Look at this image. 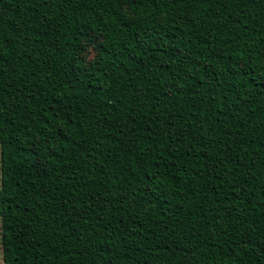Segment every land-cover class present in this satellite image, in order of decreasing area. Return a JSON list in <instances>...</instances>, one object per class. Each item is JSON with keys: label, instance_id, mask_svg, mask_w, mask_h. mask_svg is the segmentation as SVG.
<instances>
[{"label": "trees", "instance_id": "16d2710c", "mask_svg": "<svg viewBox=\"0 0 264 264\" xmlns=\"http://www.w3.org/2000/svg\"><path fill=\"white\" fill-rule=\"evenodd\" d=\"M0 173L2 264H264V0H0Z\"/></svg>", "mask_w": 264, "mask_h": 264}, {"label": "rangeland", "instance_id": "374dc122", "mask_svg": "<svg viewBox=\"0 0 264 264\" xmlns=\"http://www.w3.org/2000/svg\"><path fill=\"white\" fill-rule=\"evenodd\" d=\"M93 56V52L91 51L89 54H88V59L89 57ZM0 176H1V173H0ZM0 239H1V223H0ZM0 264H2V249H1V242H0Z\"/></svg>", "mask_w": 264, "mask_h": 264}]
</instances>
